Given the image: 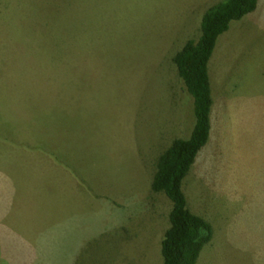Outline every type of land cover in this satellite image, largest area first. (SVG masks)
<instances>
[{"label": "rangeland", "instance_id": "rangeland-1", "mask_svg": "<svg viewBox=\"0 0 264 264\" xmlns=\"http://www.w3.org/2000/svg\"><path fill=\"white\" fill-rule=\"evenodd\" d=\"M219 1L0 0V264L161 263L171 202L150 184L195 122L173 57ZM208 76L182 181L212 228L196 264H264V0L217 38ZM41 133L70 173L44 178L56 199L20 198L18 148Z\"/></svg>", "mask_w": 264, "mask_h": 264}, {"label": "trees", "instance_id": "trees-1", "mask_svg": "<svg viewBox=\"0 0 264 264\" xmlns=\"http://www.w3.org/2000/svg\"><path fill=\"white\" fill-rule=\"evenodd\" d=\"M256 4L257 0H220L211 5L202 15L198 40H187L173 57L177 73L193 97L195 122L189 138L173 140L160 154L150 184L152 191L163 192L171 202L169 224L160 241V264H196L200 250L211 239L210 224L187 208L182 181L209 135L208 61L217 38L230 22L254 11Z\"/></svg>", "mask_w": 264, "mask_h": 264}, {"label": "crops", "instance_id": "crops-1", "mask_svg": "<svg viewBox=\"0 0 264 264\" xmlns=\"http://www.w3.org/2000/svg\"><path fill=\"white\" fill-rule=\"evenodd\" d=\"M43 135L44 134L41 133V138H40L41 145L40 143L35 142L33 139L34 142L33 141L27 142L28 147L26 146V143L24 142L22 146L24 147V149L21 147L18 148V150H21L24 152V155L26 157V160L22 164V167H24V169L21 172V173H24V175L22 178L20 177V185H18L19 192H20V195H18V197L20 198H22V195H21L22 193L25 196V198H41V199L54 198L56 199L58 195L55 196L54 193L57 192L55 191V189H54V192L51 193V195L55 197H51L50 195H48V193H50L51 191L49 190V187L47 186L48 184L44 182V178L51 176L52 173L59 175V170L62 168L64 172L63 175H65L66 177L70 173L67 165H64L66 164L65 163L66 160L64 158L59 157L57 153L58 150H56L50 145H46V144L44 145L45 141L53 140V137L50 136L49 138L47 137L44 138ZM38 146L41 147L40 151L38 149ZM34 147L35 149H32ZM53 169H56V172H52ZM69 180L71 182L72 190H73L74 189L73 178L69 177ZM32 181L35 182L36 184L33 187L31 186L29 187V184Z\"/></svg>", "mask_w": 264, "mask_h": 264}]
</instances>
